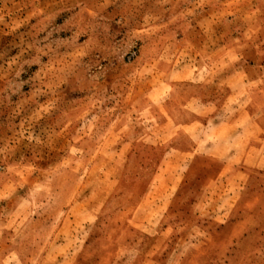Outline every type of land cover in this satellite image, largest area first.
I'll use <instances>...</instances> for the list:
<instances>
[{
  "label": "rangeland",
  "instance_id": "rangeland-1",
  "mask_svg": "<svg viewBox=\"0 0 264 264\" xmlns=\"http://www.w3.org/2000/svg\"><path fill=\"white\" fill-rule=\"evenodd\" d=\"M0 264H264V0H0Z\"/></svg>",
  "mask_w": 264,
  "mask_h": 264
}]
</instances>
